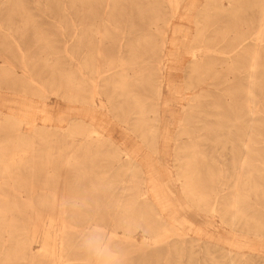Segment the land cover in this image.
Here are the masks:
<instances>
[{
    "label": "rangeland",
    "instance_id": "obj_1",
    "mask_svg": "<svg viewBox=\"0 0 264 264\" xmlns=\"http://www.w3.org/2000/svg\"><path fill=\"white\" fill-rule=\"evenodd\" d=\"M188 2L75 0L74 10L72 0H0L3 108L18 107L16 100L9 101L17 96L34 103L29 117L16 123L0 107V195L8 205L28 206L26 211L38 214L23 218L29 221L38 264H56L68 220L87 222L83 233L101 228L87 238L73 236L84 246L77 251L92 255L89 263L108 253L105 264H264V251L245 246L250 239L264 241V108L260 169L248 175L240 171L239 158L248 140L249 60L246 51L230 50L237 36L248 43V35L261 23L264 0H198L186 14ZM154 6L158 9L151 10ZM174 27L183 31L176 36L182 45L179 60L168 63ZM161 50L168 55L159 63ZM119 55L127 77L147 79L135 88L143 113L129 99L118 103L110 77H116ZM195 57L200 60L196 71ZM259 64L264 69V51ZM96 72L95 95L89 78ZM160 75L162 89L156 96ZM69 78L80 85L73 88ZM259 78L264 82V73ZM92 96L100 133L87 129L76 113L81 104L73 101L79 97L87 103ZM167 98L163 111L160 104ZM46 103L56 117L66 119L63 127L55 121L43 125ZM119 105L125 110L120 115ZM145 176L164 188L167 196L160 203L152 195L153 185L143 182ZM184 180L198 199L183 191ZM40 194L48 196L47 205L54 209L31 208L44 204L36 201ZM161 203L174 206L177 219ZM71 205L80 209L82 219L65 217L62 210ZM115 209L130 219L143 213L144 223L129 229L115 226L107 214ZM147 226L163 230L149 232ZM111 233L115 239L109 240ZM114 241L124 244V251L107 250L106 244ZM174 243L176 249L168 248Z\"/></svg>",
    "mask_w": 264,
    "mask_h": 264
},
{
    "label": "bare ground",
    "instance_id": "obj_2",
    "mask_svg": "<svg viewBox=\"0 0 264 264\" xmlns=\"http://www.w3.org/2000/svg\"><path fill=\"white\" fill-rule=\"evenodd\" d=\"M197 1L198 0H189L188 5L186 6V9L188 11L186 14H189V12H192V10L195 9ZM177 3H178V0H177ZM71 7L74 10L78 9L77 6H75V0H72V6ZM156 9H158V6H154L153 8H151V10H156ZM263 9H264V6H263ZM186 19H189V17H187ZM89 24H93V23L91 22ZM98 30H100V29H98ZM181 32H183L182 29H180L178 27H174L172 29L171 39L169 41L166 39L164 40V42L168 41L171 44V46L173 47L172 49H169L170 50L169 51L170 58H167L168 63H174V62L176 63L179 60L180 56H179V52H178L177 48L179 45H182V44H180L178 42V38L176 36H178V34ZM84 33H85V31H84ZM251 33L252 34L248 35L249 41L247 44L243 43L245 38H242V36L235 37L236 44H233V45L230 44V46H231L230 50L234 51L235 54H240V53L246 51L247 56H248V60H249L248 61L249 66H248L247 99H248V114H249L250 118H249V123H248V134H247L248 140H247V142H244V154L243 155L241 154V156L239 158V169H240V171L243 172L246 170L248 175L253 174V173H257L259 171V169H260L259 168V162H260L261 149H262V147L260 146V143L262 142L261 139L263 137L262 124L261 123L263 122L262 120H263V108H264V95L262 93L264 91V82H262V80L259 78V75L264 73V69L259 66L260 65L259 59L262 56V51H264V10H263V14L261 17V23H259L258 26H256L252 30ZM121 43H122V41H121ZM205 52H207V50ZM164 55L167 57L168 54L164 53L163 50H161L159 52V56H158L159 63H162ZM22 57H23V55H22ZM121 57L122 56L119 55V60L121 63L117 64L115 66V69L113 68V71H114V74H116V77H114V78L110 77L111 82H113L114 87L116 88V90L118 92L117 93V95L119 97L118 103L122 104V102L124 103L125 101H127L129 99L130 101H133V103H134L133 107L141 108L140 110L143 113L144 110H142L140 102L137 101L138 93H137V91H135V88L139 82L141 83L144 80L146 81L147 79L145 76H142V75H139V76L133 75L131 77H127L128 73L126 72V68L125 69L123 68L124 66L122 65V62L124 60L120 59ZM200 57H201L200 60H202L203 57L202 56H200ZM200 60L195 57V60L193 61V64H194L193 70L195 68V71H196L198 68H200V66H197L200 63ZM91 72H92V70H91ZM104 72H106V70H104ZM99 77H98V73H97V75L91 76L89 78L90 87L92 88V91L95 95L97 93L99 94L98 83H97L99 80ZM72 79L69 78V84H71V86L73 88L74 87L77 88L76 86H79L80 82H78L77 78H74L73 80ZM162 83H163V79L160 75L157 79V85L154 88V93L156 96L160 95V92L162 89ZM171 86H173V85H171V81L168 79L167 87L169 90H170ZM94 99H95V97L92 96L90 102L84 103V101H81V99L79 97H77V98L74 97L73 101L79 102V104H81L79 107L76 108V113L86 122L87 129L100 133V129H99L100 120L97 116L98 115L97 114L98 104H96L94 102ZM15 100H16V103L18 104V107H16L14 109L11 105H9V107L5 110L3 108L5 105V101L3 100L2 96H0V107H1V109L3 111H5L4 112L5 114L13 117L16 120V121L15 120L9 121L12 123H16L17 120L20 121V120H24L25 117H29V115L31 113L30 110H32V106H34V103L32 105V103L30 101H28V99L25 96H17L16 98H13L12 100H9V101L11 103H13V102H15ZM169 100H170V98H167V99L163 100V102L160 104V107H163V111L167 109V106L169 104ZM9 101H8V103H9ZM48 106H49L48 103H46L43 106V114H44L43 118H42L44 121L43 125L48 126V123H51L52 121L58 122L60 124L66 121V119L63 116H57L56 117L54 115V113L50 110V107H48ZM154 106H155V104H154ZM154 106L152 109H154ZM155 108H156L155 111L158 112L159 108L158 107H155ZM12 110H14V111L12 112ZM117 110L119 111V115L122 112H125L124 108H121V105H119L117 107ZM165 114H168V113H165ZM153 120L159 121L158 116H154ZM160 122H161V120H160ZM61 126H62V124H61ZM39 127H41V126H39ZM164 128H165V126H164ZM163 131H167V126ZM87 133H88V130H87ZM39 134H41L40 131H39ZM86 134H84V135H86ZM152 135H153V130L151 128V131L149 132L148 138L150 139L152 137ZM106 136L110 139L113 136V132H109L108 135H106ZM149 139L147 141H150ZM143 141L146 144H148V146H147L148 148L152 149L150 146L151 143H147L146 138H143ZM47 148H49V147H47ZM119 151L124 153L125 155H129V156L132 155L129 152V150H126L123 148H120ZM241 152H242V148H241ZM144 161H145V159H144ZM137 165L139 166V168H144L142 163H137ZM145 166H146V168H148V167L150 169L153 168L151 165H148V164ZM129 167H134V166L131 165ZM146 172H147V170H145V173ZM147 173H148V175H150V172H147ZM187 173H188V171H184L185 177L187 176L186 175ZM146 177L147 176L142 178L143 182L150 183L153 185L151 187L152 195L157 200L156 203H160L161 200L167 196L166 192L163 190L164 188L161 187V185H159V181L156 178H154V177L146 178ZM238 186H239V184L237 185V188H238ZM182 187H183V191H185L187 193V195H191V197L193 199H198V196L196 195L193 187L189 186V183L187 180L182 181ZM0 191H1V189H0ZM13 192H14V190H13ZM54 195H55V193H54ZM47 197L48 196L44 195V194L37 195L36 196L37 199L35 198L36 201H38V202L43 201L44 204H38V205H35L31 208L36 209L38 207V208L54 209L55 206L53 204L47 205V200H48ZM235 198H237V196ZM148 200L150 201V199H148ZM7 201L8 200H6L5 196L0 195V264H10L11 262H19V264H38V262L35 261V256H34L35 253L33 252V247L31 245L32 240L29 236V232L27 229V224L29 221L23 219L24 217L38 216V214L37 213L36 214L30 213V212L26 211L27 208H29L28 206L18 205L15 203L8 205ZM54 201H56V199H54ZM161 204H162L163 208L166 209V212H165L166 214L173 216L174 219H177L176 215L178 212L174 206L170 205L168 208V206L166 204H163V203H161ZM74 207L75 206H72V205L68 206L65 208V210H62V213H64L65 217H67L69 219L70 218L71 219H77L78 217H80L82 219L83 215L80 213V209H77ZM152 207H153V205H152ZM116 208H120V206L118 205V206H116ZM107 214H109V216L113 217V219H114V220H112L114 222L113 225L117 226L119 224V225H121L127 229H129L132 225L139 223V221H141V223H144L143 213L137 212L136 214H138V215H136L135 219H130V218H126L125 216H122L120 209H115V210H113V212L107 213ZM93 216L96 217V213L93 214ZM164 216H165V214H164ZM234 217H235V214H234ZM17 218H20V220H17ZM232 220H233V218H232ZM50 223H51V221H50ZM83 223H85V221L82 222V220H78V221L68 220L63 225V229L66 228L65 230H63L65 234L62 237H64V238L58 244V245H61V249L63 250V252H61V253L59 252V256L57 258L58 260L56 261V264H105V263L109 262V257H111V256L108 253L101 254L103 258H99L98 261H94V262L89 263L88 259L92 255L91 254L86 255V253H84V252L77 251L78 249H80L84 246L82 244H77L76 242H74V239H75L73 237L74 235L82 234L85 238H87L90 236V234L92 232L98 231L99 229H101V228H97L96 227L97 224L95 223L96 224L95 227L97 229L93 227V229H94L93 231H86L87 230L86 229L85 230L86 233H83L85 225L88 224L87 222L85 224H83ZM147 227H148V229H150L149 232H162V230H163V229L158 230L156 228L151 229V227L149 228V226H147ZM254 232H256V231H254ZM34 234H37V233H34ZM114 235L115 234L111 233V236H109V240H110V237L113 238L112 236H114ZM118 238L119 237H117V239ZM124 238H126V237H124ZM113 239H115V238H113ZM126 239H128V238H126ZM127 241H129V240H127ZM116 243H118V244H116ZM226 243L229 244L230 239H227ZM123 245L124 244H122V243L120 244L119 242L114 241L113 245L112 244H109V245L106 244V248H107V250H109L108 248H114L115 247L116 249H118V252H117V254H118L119 252L124 251ZM245 246L248 249H255V250L262 251V252L264 251V241H257L254 239H250V240H247ZM177 247H178L177 244L174 243L168 248L176 249ZM96 248H98V246ZM39 251H40V249H39ZM98 255H100V253L96 254V256H98ZM100 260H102V263H99Z\"/></svg>",
    "mask_w": 264,
    "mask_h": 264
},
{
    "label": "crops",
    "instance_id": "obj_3",
    "mask_svg": "<svg viewBox=\"0 0 264 264\" xmlns=\"http://www.w3.org/2000/svg\"><path fill=\"white\" fill-rule=\"evenodd\" d=\"M129 143V145H131V142H128Z\"/></svg>",
    "mask_w": 264,
    "mask_h": 264
}]
</instances>
